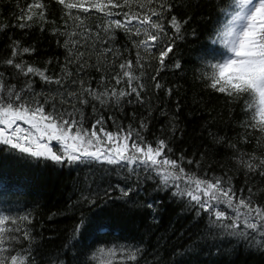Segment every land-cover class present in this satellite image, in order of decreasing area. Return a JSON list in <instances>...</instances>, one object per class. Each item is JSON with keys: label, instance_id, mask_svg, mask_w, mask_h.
Listing matches in <instances>:
<instances>
[{"label": "trees", "instance_id": "1", "mask_svg": "<svg viewBox=\"0 0 264 264\" xmlns=\"http://www.w3.org/2000/svg\"><path fill=\"white\" fill-rule=\"evenodd\" d=\"M32 2L0 0V27L4 28L0 31V73L7 84L17 85L19 90L29 79L4 63L11 58L13 42L19 41L22 47L34 48L35 52L18 57L16 62L22 59L33 67L47 69L46 75L53 77L63 76L67 65L73 73L65 82L68 91L79 87L71 85V79L84 80L85 86L90 83L98 92L105 87L109 91L112 87L127 90L126 78L125 83L116 85L111 77L120 71L122 61L131 59L135 65L138 50L132 41L143 36L115 29L109 34L110 40L105 37L106 43L94 38L82 41L70 56L68 48L72 45L65 47L69 40L66 33L81 29L73 27L69 10L56 0H43L45 22L32 21L24 29L16 26L22 22L18 19L21 10ZM169 2L175 5L170 13H164L163 23L169 35L174 31L168 24L172 15L181 22L191 19L182 28L184 39L176 41L173 53L165 61L166 67L157 76L162 87L156 89V81L150 78L156 74L158 60H147L142 78L144 103H136L133 94L119 105L112 101L101 105L92 99L87 105L77 104L84 113L85 127L90 128L101 115L109 131H116L118 125L138 129L143 120L148 125L142 132L146 140L153 146L160 139L166 140L171 149L167 154L177 160L183 156L186 172L204 179L221 177L230 181L238 196L249 195L251 188L254 201L264 205V176L259 171L249 172L241 163L251 155L264 158V146L257 144L264 134L258 128L245 127L257 122L253 120L255 104L251 110L245 106V101L251 102L253 98L245 94L233 99L218 93L206 86L208 81L202 76L208 63L219 58L212 49L219 50L220 46L210 40L222 19L217 0ZM227 3L228 0H219V7ZM71 14L81 17L92 33L104 23L103 14L95 10L84 13L72 9ZM108 47L117 51L119 57L111 53L101 55ZM79 52L85 56L69 64L68 60ZM153 53L158 55V50L153 49ZM176 60L182 64L179 70L173 67ZM85 61L88 66L77 73L76 69ZM135 74L139 75L140 70L136 69ZM31 81L36 93H43L49 104L56 97L60 107L57 93L64 92V87L46 84L38 76L31 77ZM57 147L53 142V149ZM19 155L9 154L7 147L0 145V214L29 217V221L19 222L21 232L14 234L20 239L11 245L12 254L30 255L35 264H264V248L224 236L210 225L206 213L197 214L187 198L174 197L172 190L160 187L154 174L146 178L149 174L140 169L129 174L127 169L114 165L56 164L44 159H19ZM188 160L193 163L188 164ZM129 187L136 191L127 198L121 197L119 189ZM149 203L154 204V210L147 207ZM82 216L93 218L95 224L76 236V225ZM26 230L31 233L30 239L23 238ZM136 249L137 259L128 260L129 251Z\"/></svg>", "mask_w": 264, "mask_h": 264}, {"label": "snow or ice", "instance_id": "2", "mask_svg": "<svg viewBox=\"0 0 264 264\" xmlns=\"http://www.w3.org/2000/svg\"><path fill=\"white\" fill-rule=\"evenodd\" d=\"M57 3L69 10V19L73 20L74 28L81 29L80 32L72 31L66 33L69 40L65 41L69 55L72 56L73 48L86 43L88 39L107 42L109 35L115 29L141 37L133 40V46L138 50L135 65L131 59L124 60L119 64L120 71L111 78L116 85L127 84V90L121 87L119 90L108 87L103 92H98L91 84L85 86L84 80L71 79V85H79L76 91H68L65 82L73 76L67 65L63 69L64 75L53 77L46 75L47 69L41 70L26 64L22 59L16 62L18 57L35 52L34 48L22 47L19 41H14L11 58L4 63L14 67L17 72L29 79L23 87L17 90V85L7 84L3 73H0V145L6 146L9 154L18 153L19 159L32 158L44 159L56 164H107L127 169L129 174H135L138 169L148 173L146 178L154 174L159 178V186L172 190L174 197L187 198L189 205L197 210V214L206 213L209 216L211 226L220 230L227 237L244 241L249 246L255 245L264 248V205L258 204L253 199V190L248 189L249 195H237L230 181H224L221 177L204 179L195 173L186 172L182 166L184 157L179 160L172 159L167 153L171 152L168 142L160 139L150 143L142 135L148 125L141 120L139 128L133 129L131 125L116 126V131L107 129V121L101 115L91 124L85 127L84 113L81 107L89 104L90 99L99 101L101 105L110 101L121 104L122 100L135 95V102L143 104L144 97L141 93L145 90L142 78L145 76V62L155 59L159 62L156 74L150 78L156 81L155 88L160 89L162 85L157 81V76L166 65L165 61L173 53L177 40L184 39L182 28L191 17L181 22L172 15L168 24L174 30L169 35L163 23L164 13L171 12L175 6L169 0H56ZM135 6V9L134 7ZM217 6L222 19L218 22L219 27L215 30L214 37L210 38L211 44L219 45L220 49H212L219 57L214 62H209L207 70L202 72L204 79L208 81L207 87L225 94L233 99H239L245 94L252 97V101H245L247 110L256 112L253 120L256 123L246 124L245 127L259 129L264 134V0H228L224 7ZM127 8V11L123 9ZM78 9L84 13L95 10L102 13L104 23L97 25L98 31L92 30L85 25L79 16H72L71 10ZM121 9V11H113ZM46 5L43 0H33L26 9L21 10L18 17L21 23L16 26L24 29L30 27L32 21H46ZM122 16V19L114 17ZM68 21H65L67 25ZM6 27V26H4ZM4 28L0 27V31ZM195 36V30L192 31ZM79 36L81 39H71ZM158 50V55L153 53ZM142 50V51H141ZM111 53L119 57V53L113 48H104L101 55ZM85 56L79 52L69 64L76 63ZM87 62L80 64L77 73L87 67ZM148 67H151L149 64ZM177 70L182 64L179 60L173 64ZM136 69L140 74L136 75ZM99 70V69H97ZM38 76L46 84H55L64 87V92H59L60 97L57 107L56 97H52L49 104L43 93L33 90L31 77ZM105 77L101 78L103 84ZM171 95L172 89L167 90ZM42 98V99H41ZM134 101L128 100V103ZM95 107V106H93ZM109 120L114 118L109 117ZM23 125V126H22ZM247 140V137H245ZM264 136L257 140L262 143ZM53 142L57 150L53 149ZM235 148V145H232ZM167 150V152H166ZM188 164L193 161L188 160ZM241 163L249 172H257L264 176V158L255 155L249 156L247 161ZM119 187V186H117ZM121 197L127 198L136 188H120ZM110 191V190H109ZM108 194L107 192L105 193ZM89 203H93L89 201ZM223 206V207H222ZM148 208L154 210V204L149 203ZM230 210V211H229ZM29 221L28 216L13 218L6 214H0V264H35L34 258L20 253L12 254L11 245L20 239L14 233L21 232L19 222ZM95 224L91 217H81L76 225L75 235L90 228ZM24 239H30V231H23ZM75 238V237H74ZM139 249L131 250L128 260L135 261Z\"/></svg>", "mask_w": 264, "mask_h": 264}, {"label": "rangeland", "instance_id": "3", "mask_svg": "<svg viewBox=\"0 0 264 264\" xmlns=\"http://www.w3.org/2000/svg\"><path fill=\"white\" fill-rule=\"evenodd\" d=\"M23 126V125H22Z\"/></svg>", "mask_w": 264, "mask_h": 264}]
</instances>
